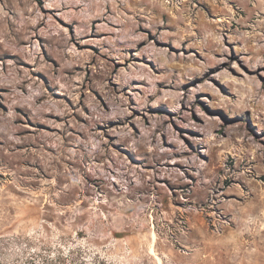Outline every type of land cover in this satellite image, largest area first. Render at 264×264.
Returning a JSON list of instances; mask_svg holds the SVG:
<instances>
[{"label":"rangeland","instance_id":"obj_1","mask_svg":"<svg viewBox=\"0 0 264 264\" xmlns=\"http://www.w3.org/2000/svg\"><path fill=\"white\" fill-rule=\"evenodd\" d=\"M264 264V0H0V264Z\"/></svg>","mask_w":264,"mask_h":264},{"label":"trees","instance_id":"obj_2","mask_svg":"<svg viewBox=\"0 0 264 264\" xmlns=\"http://www.w3.org/2000/svg\"><path fill=\"white\" fill-rule=\"evenodd\" d=\"M101 264H109L108 262L103 261Z\"/></svg>","mask_w":264,"mask_h":264}]
</instances>
